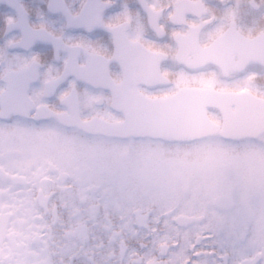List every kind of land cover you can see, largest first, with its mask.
Returning a JSON list of instances; mask_svg holds the SVG:
<instances>
[{
	"label": "snow or ice",
	"instance_id": "obj_1",
	"mask_svg": "<svg viewBox=\"0 0 264 264\" xmlns=\"http://www.w3.org/2000/svg\"><path fill=\"white\" fill-rule=\"evenodd\" d=\"M0 264H264V0H0Z\"/></svg>",
	"mask_w": 264,
	"mask_h": 264
}]
</instances>
